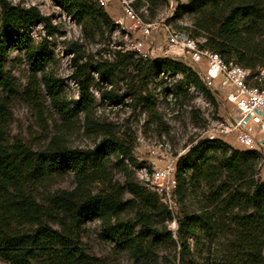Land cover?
Returning a JSON list of instances; mask_svg holds the SVG:
<instances>
[{
  "label": "trees",
  "instance_id": "16d2710c",
  "mask_svg": "<svg viewBox=\"0 0 264 264\" xmlns=\"http://www.w3.org/2000/svg\"><path fill=\"white\" fill-rule=\"evenodd\" d=\"M84 29H110L113 23L95 0H52ZM197 15L196 27L205 33L202 47L233 60L245 68L264 66V0H191ZM47 20L35 7L21 8L0 0V264H99L78 247L80 224L97 218L104 236L128 251L133 264H155L153 243L144 242L133 231V221H119L126 209L136 208L135 221L143 229H152L153 221L170 219L169 212L155 194L140 190L127 175L126 191L132 196L123 200L122 191L112 184L108 171L110 155L132 161L130 148L109 137L91 148H71L59 136H53L37 151L9 144L3 134L4 112L13 93V78L5 69L11 51L22 53L31 70L25 95L38 106L40 85L37 73L59 115L68 119L72 111L88 106V82L80 84L79 102L70 107L45 72L48 57L42 43L35 44L30 29ZM195 38V36L191 35ZM121 59L132 63L134 70L149 62L180 72L184 81L200 90L214 104L197 75L181 62L152 60L141 62L131 53ZM188 67V66H187ZM94 69L97 70L95 67ZM218 148L200 155V145L189 148L180 157L176 169V194L182 196L186 185L204 186L197 209L186 212L177 221L175 234L182 256L189 254L185 238L217 241L225 264H264V180L256 178L260 154L231 149L223 140H207ZM229 150V151H228ZM196 163L192 159L197 158ZM71 171L75 178L72 190L51 195L45 207L32 196V189L50 176L51 170ZM126 171V170H125ZM187 173L189 176L187 177ZM102 179L108 190L93 194L91 186ZM56 225L57 230L45 223ZM115 221V222H114ZM28 227L29 231L21 229ZM20 230V231H19ZM24 230V229H23ZM169 233L167 232V235ZM222 238L225 241H221Z\"/></svg>",
  "mask_w": 264,
  "mask_h": 264
},
{
  "label": "rangeland",
  "instance_id": "374dc122",
  "mask_svg": "<svg viewBox=\"0 0 264 264\" xmlns=\"http://www.w3.org/2000/svg\"><path fill=\"white\" fill-rule=\"evenodd\" d=\"M5 1L21 8L35 7L46 18L50 33L43 24H35L30 34L33 43L43 44L48 57L45 72L66 105L72 107L79 102L80 84L84 81L88 82L89 98L86 109L75 108L64 120L53 107L41 75L37 73L40 105H34L24 93L31 76L30 67L21 52L11 51L5 69L13 78L14 91L8 98L2 123V131L9 144L37 151L57 135L66 146L85 149L109 137L130 148L132 161L122 159V163H118L121 157L114 155H110L108 161L112 184L122 191L123 200L132 198L126 191L127 175L140 190L158 197L144 175V169L151 173L155 151L162 150L167 158L178 155L180 158L189 148H196L199 144L200 155L210 154L218 148L216 143H207L204 135L206 127L223 114L218 96H213L214 104L210 103L200 90L184 81L180 72L154 61L136 71L132 63L121 59L126 44L132 39L114 22L122 16V0H112L109 6L102 7L113 26L110 29L102 26L96 31L90 27L84 29L52 0ZM124 1L145 23L162 21L195 36L200 43L205 40V33L196 27L198 18L191 0ZM155 44L163 45L161 33L156 34ZM164 59L180 62L164 55L156 60ZM225 143L230 150L237 149L232 139ZM199 157L192 162L196 163ZM256 170V178L264 180V154H260ZM74 186L75 178L71 171L53 169L50 176L36 185L31 193L35 202L45 207L51 195L72 190ZM105 190L110 191L102 179L91 186L93 194ZM203 190L204 186L195 182L186 185L185 193L177 195V205L170 219L154 220L152 229H143L134 220L138 204L136 208L121 212L118 220L133 221L134 233L144 242L153 243L155 264H225L226 259L217 241L187 237L184 242L189 254L183 257L175 234L177 221L184 213L197 209ZM45 223L57 230L50 221ZM21 230L29 231V228ZM103 233L97 218L82 222L76 235L82 253L99 264H133L128 251ZM36 264L43 263L39 261Z\"/></svg>",
  "mask_w": 264,
  "mask_h": 264
},
{
  "label": "built area",
  "instance_id": "2783aa9c",
  "mask_svg": "<svg viewBox=\"0 0 264 264\" xmlns=\"http://www.w3.org/2000/svg\"><path fill=\"white\" fill-rule=\"evenodd\" d=\"M96 1L101 7L112 2ZM120 4L122 16L114 22L132 37L125 46V53H131L135 60L141 62L152 61L162 55L177 59L191 68L212 96H218L223 114L206 127V139L225 142L232 139L238 149L264 154V66L250 69L233 60L226 62L216 52L202 47V43L187 32L162 21L145 23L124 0ZM158 33L163 39L162 46L155 44ZM153 154L151 173L144 169V175L161 204L172 215L177 205L179 155L167 158L162 150Z\"/></svg>",
  "mask_w": 264,
  "mask_h": 264
}]
</instances>
